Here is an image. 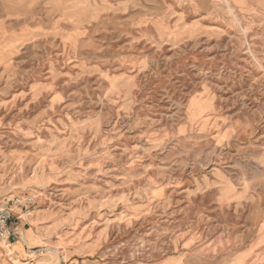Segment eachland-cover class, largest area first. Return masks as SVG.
Returning <instances> with one entry per match:
<instances>
[{"label":"rangeland","instance_id":"rangeland-1","mask_svg":"<svg viewBox=\"0 0 264 264\" xmlns=\"http://www.w3.org/2000/svg\"><path fill=\"white\" fill-rule=\"evenodd\" d=\"M2 206L0 264H264V0H0Z\"/></svg>","mask_w":264,"mask_h":264},{"label":"crops","instance_id":"crops-1","mask_svg":"<svg viewBox=\"0 0 264 264\" xmlns=\"http://www.w3.org/2000/svg\"><path fill=\"white\" fill-rule=\"evenodd\" d=\"M3 207V206H2ZM12 217V215H11ZM13 221L12 218L10 219V229H11V237L9 240H7L6 242H12V245L14 247L15 250H19L20 247H22V249L24 248V245L26 246H33L35 245V243L38 242L39 239H41V237L37 236L36 233L33 232L32 229H29L31 231L32 234V238H28L24 233L28 230L25 228L24 224L22 225H17L15 227V230L12 228L13 226ZM19 224L18 222H15V225Z\"/></svg>","mask_w":264,"mask_h":264},{"label":"built area","instance_id":"built-area-1","mask_svg":"<svg viewBox=\"0 0 264 264\" xmlns=\"http://www.w3.org/2000/svg\"><path fill=\"white\" fill-rule=\"evenodd\" d=\"M10 219V209L0 207V240L7 241L11 237Z\"/></svg>","mask_w":264,"mask_h":264}]
</instances>
